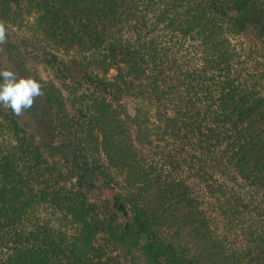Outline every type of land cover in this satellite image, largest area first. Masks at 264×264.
<instances>
[{
  "label": "trees",
  "instance_id": "1",
  "mask_svg": "<svg viewBox=\"0 0 264 264\" xmlns=\"http://www.w3.org/2000/svg\"><path fill=\"white\" fill-rule=\"evenodd\" d=\"M0 25L50 139L0 105V264H264V0H0Z\"/></svg>",
  "mask_w": 264,
  "mask_h": 264
},
{
  "label": "clouds",
  "instance_id": "2",
  "mask_svg": "<svg viewBox=\"0 0 264 264\" xmlns=\"http://www.w3.org/2000/svg\"><path fill=\"white\" fill-rule=\"evenodd\" d=\"M7 41V30L0 25V45ZM42 85L33 78H18L11 70H0V105L9 108L15 115L32 108L35 99L41 96Z\"/></svg>",
  "mask_w": 264,
  "mask_h": 264
},
{
  "label": "rangeland",
  "instance_id": "3",
  "mask_svg": "<svg viewBox=\"0 0 264 264\" xmlns=\"http://www.w3.org/2000/svg\"><path fill=\"white\" fill-rule=\"evenodd\" d=\"M5 58V57H4ZM2 58V60L4 59ZM10 64V63H9ZM11 65V64H10ZM30 66L21 64L20 67L14 72L18 78H30ZM21 116L22 125L28 129V132L33 135L34 139L39 142L44 148H46L50 139L47 137L48 132V117L38 101V97L35 99V103L32 108L25 110ZM99 197L104 199H112V192L104 190L100 192Z\"/></svg>",
  "mask_w": 264,
  "mask_h": 264
}]
</instances>
